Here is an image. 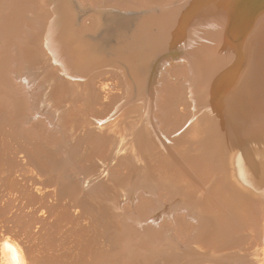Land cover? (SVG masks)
Listing matches in <instances>:
<instances>
[{
    "label": "bare ground",
    "instance_id": "6f19581e",
    "mask_svg": "<svg viewBox=\"0 0 264 264\" xmlns=\"http://www.w3.org/2000/svg\"><path fill=\"white\" fill-rule=\"evenodd\" d=\"M1 118L39 240L0 264H264V0H0Z\"/></svg>",
    "mask_w": 264,
    "mask_h": 264
},
{
    "label": "rangeland",
    "instance_id": "374dc122",
    "mask_svg": "<svg viewBox=\"0 0 264 264\" xmlns=\"http://www.w3.org/2000/svg\"><path fill=\"white\" fill-rule=\"evenodd\" d=\"M36 84H38L37 81ZM1 120L3 123L0 121L2 123L0 124V176L3 177V175H6L3 178L0 177V193L2 194H0V244L5 239L12 241L17 246L21 247V249L24 251H27V248L28 250L30 249L31 255H33L35 259L38 256L39 240V224H37L36 220L37 213L34 214V218H31V213L28 216V213L26 212H28L29 209H27L26 211V208L24 207L25 200L24 198L20 197V190L25 187V165L27 163V159H23V153H26L24 152V149H26L27 145H25L22 140L16 137L14 138L12 136L13 131L10 130V127L4 123V119L1 118ZM1 133L8 136L4 135L3 137H1ZM37 143L38 142H33L32 140V144H29L31 147L28 146L29 150L31 148H36L34 146L37 145ZM16 146L20 148V152L17 151L18 149H16ZM18 152L20 153V155L22 152L23 157H21V160ZM14 180L17 183L15 184V187H11V185L9 186V184H7L8 182H13ZM257 241L258 240L254 242L258 243ZM252 254L247 255V259L249 258L250 261L249 263L262 264V258L255 254V252ZM237 256L239 255L232 254L231 251L228 252L227 250H223L221 251L219 264H243V262L247 260L246 258H242V256L240 258H236Z\"/></svg>",
    "mask_w": 264,
    "mask_h": 264
}]
</instances>
